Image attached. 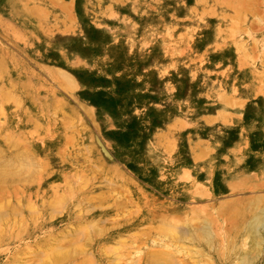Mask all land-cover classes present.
Returning <instances> with one entry per match:
<instances>
[{"label":"rangeland","instance_id":"374dc122","mask_svg":"<svg viewBox=\"0 0 264 264\" xmlns=\"http://www.w3.org/2000/svg\"><path fill=\"white\" fill-rule=\"evenodd\" d=\"M217 1L0 0V138L37 164L0 176V264H210L169 224L225 239L214 206L264 195V0Z\"/></svg>","mask_w":264,"mask_h":264},{"label":"bare ground","instance_id":"6f19581e","mask_svg":"<svg viewBox=\"0 0 264 264\" xmlns=\"http://www.w3.org/2000/svg\"><path fill=\"white\" fill-rule=\"evenodd\" d=\"M217 2H224V1H217ZM243 2V1H242ZM203 3V2H202ZM240 4V3H239ZM247 4V3H246ZM224 5V4H223ZM222 6V4H221ZM240 6V5H239ZM250 6V4H249ZM230 7V5L228 6ZM234 11V10H233ZM258 11V10H257ZM210 12V11H209ZM238 14V13H237ZM244 14V13H243ZM263 14V13H262ZM203 15V14H202ZM223 15V14H222ZM231 15V14H230ZM235 15V14H234ZM241 15V13H240ZM210 16V15H209ZM214 16V15H213ZM233 16V15H232ZM238 16V15H237ZM255 16V15H254ZM264 16V15H263ZM225 17V16H224ZM223 18V17H222ZM243 18V17H242ZM24 22V21H23ZM238 26V25H237ZM241 28V27H240ZM243 28V27H242ZM5 30V29H4ZM257 30V29H256ZM233 31V30H232ZM18 32V31H17ZM20 33V32H19ZM233 33V32H232ZM233 36V34H232ZM240 48V47H239ZM243 57H247V56H243ZM249 57V55H248ZM249 59V58H247ZM253 61V60H252ZM243 63V62H242ZM1 74V73H0ZM67 74L66 73H63L61 72V70L59 71V77L63 78L64 81H69L67 80L68 78L71 79V77L69 76H66ZM263 75V74H261ZM65 82V83H66ZM71 82L72 79H71ZM73 85V83H71ZM68 83V82H67ZM66 83V84H67ZM4 84V83H3ZM67 86V85H66ZM71 86V85H70ZM68 87H69V84H68ZM67 87V88H68ZM69 89V88H68ZM43 90V89H42ZM2 101V100H1ZM1 104V103H0ZM30 133V132H29ZM78 134V133H77ZM30 135V134H29ZM31 136V135H30ZM3 138V137H2ZM6 138H8L6 136ZM5 140V139H4ZM15 140V139H14ZM4 142V143H3ZM24 143V142H23ZM14 144V145H12ZM6 146V147H5ZM7 146H10L12 147L11 151L9 150L10 148L7 147ZM246 146V144H245ZM35 161L33 160V157L30 155V152L25 150V149H22L20 144H18V142H13V143H10V142H6V141H3L1 138H0V176H2L4 174V176H7L6 175V171L7 170H11L13 169L15 173H17V175H12L13 176H18L20 174H22L23 172L26 174L28 171L29 172H32L34 171L35 167L37 166L36 163H34ZM105 166V165H104ZM43 172V171H42ZM37 174V173H36ZM72 174V173H71ZM81 175V174H80ZM71 176V175H70ZM11 177V178H12ZM88 178V177H87ZM13 179V178H12ZM20 180V178H17ZM74 179V178H73ZM84 179V178H83ZM9 179L8 178H4V179H1L0 181V185L1 183H8ZM14 180V179H13ZM68 180V179H67ZM66 180V182H67ZM79 180V179H78ZM88 180H86L87 182ZM12 182V181H11ZM41 182V181H40ZM108 183V181H107ZM85 185H87V183H85ZM6 186H0V192L2 191H6L7 192V188L5 189ZM10 187V185L8 186V188ZM83 186H81L80 188H82ZM39 188V187H38ZM85 188V186H84ZM17 189H19L17 187ZM83 189V188H82ZM9 190V189H8ZM13 190H15L14 188H12V192H14ZM85 190V189H84ZM70 191V190H69ZM9 192V191H8ZM7 192V193H8ZM79 192V191H78ZM11 193V192H10ZM109 193V192H108ZM107 193V194H108ZM5 194V192H4ZM4 194H1L4 196ZM9 194V193H8ZM102 194V193H101ZM98 196V195H96ZM100 196V195H99ZM98 196V197H99ZM104 196V195H103ZM58 197V196H57ZM56 197V199H57ZM95 197V196H94ZM248 197V196H247ZM249 196L246 200V198L244 199L245 201H241V200H233V198H230V199H226L224 201H221L220 203H217L215 206H214V211L216 209V211L220 212V219H223L227 228H226V233L224 234L225 235V239H222L221 238V234L217 233V224H216V219H215V216L217 214V212L212 215L214 212L213 210H211V214H209V217H206L205 218H201V217H198L195 221H196V225L194 227H192V223L191 225L189 226H185L184 224L181 225V226H177V225H174V224H169V226L174 230L173 234H174V237L172 240H176L178 242V246L180 245H183L185 246V249H189L191 253H194V251H200L201 254H205L208 256V258L210 259V261L212 262L214 259H213V255L216 253L217 250H220L219 251V255L220 256H223L224 260H230L231 259V262H233L232 264H256L258 262V260L260 258L263 257L264 255V195H255L253 197ZM101 198V197H100ZM240 198V197H239ZM1 199V198H0ZM88 199V198H87ZM93 199V198H92ZM102 199V198H101ZM60 200V199H59ZM59 200H56V203L57 204H60V207H61V201L59 202ZM90 201V200H89ZM88 201V202H89ZM50 202V200H49ZM63 202V201H62ZM87 202V201H86ZM54 203V205L52 206H56L57 207V204ZM56 204V205H55ZM64 204V203H63ZM31 205V204H30ZM79 206V204H77ZM109 207V206H108ZM31 208V206H30ZM53 208V207H52ZM209 210V209H208ZM53 211V210H52ZM200 211V210H199ZM43 212V211H42ZM81 212V211H80ZM202 214V210L200 211ZM199 213V212H198ZM196 213V214H198ZM210 213V212H209ZM73 214V213H72ZM195 214V215H196ZM13 215V214H12ZM211 215V216H210ZM4 216H6L4 214ZM155 216V215H154ZM197 216V215H196ZM4 218V217H3ZM15 218V217H14ZM188 218V217H187ZM8 219V218H7ZM15 220V219H14ZM187 220V219H186ZM190 220V217L189 219ZM187 220V221H188ZM1 221V220H0ZM72 221V220H71ZM79 221V220H78ZM222 221V220H221ZM95 222H93L94 224ZM189 223V222H188ZM221 223V222H220ZM219 223V224H220ZM223 223V221H222ZM21 224V223H20ZM224 224V223H223ZM224 224V225H225ZM168 225V224H167ZM188 225V224H187ZM91 226V225H90ZM157 226V225H156ZM159 226V224H158ZM162 226V225H161ZM160 226V228H161ZM84 227L86 228V226L84 225ZM222 227V226H221ZM224 227V226H223ZM84 228V229H85ZM152 228V227H151ZM168 228V227H167ZM83 229V227H82ZM82 230L80 229L81 232H85V230ZM89 229V228H88ZM153 229V228H152ZM151 229V230H152ZM159 229V227H158ZM170 229V228H168ZM8 230V229H7ZM155 230V229H154ZM221 230V229H220ZM224 230V229H223ZM63 231V230H62ZM98 231V230H97ZM156 231V230H155ZM171 231V230H170ZM154 232V231H153ZM157 232V231H156ZM225 232V231H224ZM66 233V232H65ZM84 234L80 233L82 235V238L80 237L81 235H79L78 233H76L75 237L74 238H81V239H78V241L76 242H80L83 240L84 241ZM164 232H162L163 234ZM170 233V232H168ZM65 236L64 235V232H61L58 236ZM70 234V232H69ZM68 234V235H69ZM77 234L79 235L77 237ZM172 234V233H171ZM93 235V234H92ZM71 236V235H70ZM105 236V235H104ZM22 237V235H21ZM72 237V236H71ZM219 239L217 241V239ZM66 238V237H65ZM86 238V237H85ZM120 238V237H119ZM117 238V239H119ZM71 239V238H70ZM75 239V240H76ZM117 239H112V240H115L117 241ZM49 240V239H48ZM104 244H107L106 247L109 246V242H110V239H104ZM114 241V242H115ZM48 242V241H47ZM73 242V241H72ZM72 242H70L69 244H66V246L72 244ZM112 242V241H111ZM113 242V243H114ZM155 242V241H154ZM152 244V246H155V247H160L159 244H161V242L158 244L157 242H155ZM49 243V242H48ZM57 243V242H55ZM59 243V242H58ZM164 243V242H163ZM54 244V243H53ZM75 242L73 243V246H75L74 248H72L70 250V247L69 248H62L64 250H62L61 248V251L57 250L59 248L57 247H51V250H49V253H50V256H52L53 260L54 261H59L65 257H68L70 254L71 255H74L76 252H77V249H81L80 247L81 246H78V248L76 247V245H74ZM79 244V243H78ZM103 244V245H104ZM166 244V243H165ZM165 244H161V246L169 249V246L170 245H165ZM174 244V243H172ZM71 246V247H73ZM167 246V247H166ZM173 246V245H172ZM50 247V246H49ZM116 247V245L114 246ZM57 248V249H56ZM171 248V247H170ZM173 248V247H172ZM179 248V247H178ZM65 249H68V250H65ZM84 249V248H83ZM83 249H81L83 251ZM144 249V248H143ZM181 249V248H179ZM199 249V250H198ZM107 250L105 247L101 250V251H105ZM172 250L170 251H167V252H171ZM174 251V249H173ZM177 251V250H176ZM182 251V250H181ZM184 251V250H183ZM182 251V252H183ZM187 251V250H186ZM166 251H163L161 250H153V251H150V252H146V254L144 256H142V252L141 251H136L135 253L136 254H141L137 259H136V263L138 264H149L150 261L152 262L153 260V264H165L166 260L164 261L163 259L165 258H160L161 256L163 255H168ZM45 255L46 253L48 252H44ZM44 253H43V257H44ZM83 253V252H80V254ZM199 253V252H197ZM195 252V254H197ZM41 255V254H39ZM87 255H88V259L89 261H93L95 262V264H100V258L98 256H100V252L99 251H95V250H88L87 251ZM151 255H154L153 257ZM173 255V254H171ZM177 256V254H174ZM173 255V256H174ZM199 255V254H197ZM219 255H217L219 257ZM138 256V255H137ZM148 256L150 257V260L149 261V258ZM172 256V257H173ZM38 257V256H37ZM48 257V256H47ZM85 257V255H84ZM152 257V258H151ZM159 257L160 260L162 261H159L160 263H156L155 260H159ZM170 258V254L168 256ZM148 258V259H147ZM168 258V261L171 262V260H169ZM39 259V258H38ZM46 259V257H44V260ZM48 259H46V261L48 262ZM84 259V258H83ZM87 259V260H88ZM91 259V260H90ZM213 259V260H212ZM96 260V261H95ZM177 259H173V262ZM50 261V260H49ZM86 261V259L84 260ZM111 261V260H110ZM155 261V262H154ZM206 261V260H205ZM81 262V261H79ZM210 262V264H211ZM227 262V261H226ZM82 263H83V260H82ZM85 263V262H84ZM86 263H88L86 261ZM168 263V262H167ZM184 263V262H182ZM50 264V263H49ZM90 264V263H88ZM108 264V263H107ZM110 264V262H109ZM133 264V263H132ZM207 264V263H206ZM214 264V263H213Z\"/></svg>","mask_w":264,"mask_h":264}]
</instances>
